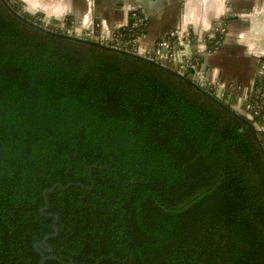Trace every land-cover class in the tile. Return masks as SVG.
I'll return each mask as SVG.
<instances>
[{"label":"trees","instance_id":"obj_1","mask_svg":"<svg viewBox=\"0 0 264 264\" xmlns=\"http://www.w3.org/2000/svg\"><path fill=\"white\" fill-rule=\"evenodd\" d=\"M7 2L15 13L0 0V264H39L35 244L55 222L41 210L57 183L72 185L47 194L59 234L45 264H264V72L240 103V90L219 96L172 58L123 51L138 46L140 19L107 46L97 27L75 39L70 16L44 20L22 0ZM170 41L167 54L184 49Z\"/></svg>","mask_w":264,"mask_h":264},{"label":"crops","instance_id":"obj_2","mask_svg":"<svg viewBox=\"0 0 264 264\" xmlns=\"http://www.w3.org/2000/svg\"><path fill=\"white\" fill-rule=\"evenodd\" d=\"M31 13L46 19L70 16L77 30L103 33L146 24L141 43L153 46L170 32L193 35L201 56L199 67L216 90L248 94L264 58V0H22ZM223 33L220 45L208 40ZM188 51L191 53L189 46Z\"/></svg>","mask_w":264,"mask_h":264},{"label":"built area","instance_id":"obj_3","mask_svg":"<svg viewBox=\"0 0 264 264\" xmlns=\"http://www.w3.org/2000/svg\"><path fill=\"white\" fill-rule=\"evenodd\" d=\"M136 25V24H135ZM93 31V30H92ZM92 31L90 30V32L88 30H77L76 28L73 29H69L68 33L71 36H77V37H88V36H93L91 33ZM114 32H112V34H110V36H104V35H100L97 39H99L103 44L109 46L110 45V41L108 38H110L111 36L113 37ZM143 35V34H142ZM178 37L179 38V42L181 45H183L182 50L177 51V53H173L172 55L167 54V50L171 47V39H173L174 37ZM141 37L136 38V42H138V46L133 48V49H129V48H124L123 50V46H118L115 45V48L117 49H121L123 51L132 53L134 55H139V56H143L145 58L148 59H154L159 63H163L166 60H168L169 58H172L174 61V64L176 65L175 70L181 74V75H188L189 78L191 77H196L197 78V82L200 85H207L210 84L211 86L214 87V84H212L209 80H206L201 68H198L200 65H195L192 63L191 60V53L188 51L189 46H190V39H189V34H182V33H178V32H170L167 36H165L163 39L157 41L156 43H154L153 46H149V47H144L141 43ZM198 52H200V50H198ZM260 73L264 72V64H260ZM244 101L246 99V96L243 98ZM248 116H250V118H252V115L248 114Z\"/></svg>","mask_w":264,"mask_h":264},{"label":"water","instance_id":"obj_4","mask_svg":"<svg viewBox=\"0 0 264 264\" xmlns=\"http://www.w3.org/2000/svg\"><path fill=\"white\" fill-rule=\"evenodd\" d=\"M3 2H4V4H5V5H6V6H7L12 12H14V10L10 7L9 3L7 2V0H3ZM14 13H15V12H14ZM20 17H21L22 19H24V17H22V16H20ZM28 22L31 23V21H28ZM33 24H34V23H33ZM34 25L37 26V27H39V28H42L43 30H45V31H47V32H50V33L56 34L55 32H51V31H49L47 28L41 27V26H39V25H37V24H34ZM70 37L75 38V39H80V40L83 39V38H81V37H77V36H70ZM143 58H145V57H143ZM145 59H148V58H145ZM148 60H149V59H148ZM191 78H192V80H194L195 82H197V78H196V77H191ZM70 185H72V184H69V185L66 186V187H62L60 183H57L53 188H51V189H49V190H47V191L45 192V198H46L47 205H46L44 208H42L41 212H42L43 214L47 215V216H50V217L55 218V222H54V233L51 234V235L46 236V237L44 238L43 243L37 242V243L35 244V246H36L38 252L41 254V260H40L39 264H45V263L47 262V260L50 258L49 256L46 255V252H47V253H52V252H53V247L49 244L48 240H49L50 238L55 237V236H57V235L59 234V228H58V226H57L58 221H59V217H58V215H56V214H47V213H45V211L49 210V208H50V202H49V198H48L47 194H48V193H52L57 187H62L63 189H67ZM78 185H80V184H78Z\"/></svg>","mask_w":264,"mask_h":264},{"label":"rangeland","instance_id":"obj_5","mask_svg":"<svg viewBox=\"0 0 264 264\" xmlns=\"http://www.w3.org/2000/svg\"><path fill=\"white\" fill-rule=\"evenodd\" d=\"M44 20H50V19H46V18H44ZM100 34L101 35H104L105 37L106 36H110V34H112L111 32H109V33H103V32H101L100 31ZM92 38L93 37H95V36H91ZM97 37H99V35H97ZM216 93L220 96L222 93L220 92V91H216ZM245 97V96H244ZM243 97V98H244ZM240 99V103H242V102H244V99ZM234 108L238 111V112H240V113H243V114H245V115H247L248 116V113L239 105V104H237V105H234ZM249 118H250V116H248Z\"/></svg>","mask_w":264,"mask_h":264}]
</instances>
